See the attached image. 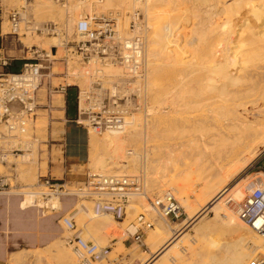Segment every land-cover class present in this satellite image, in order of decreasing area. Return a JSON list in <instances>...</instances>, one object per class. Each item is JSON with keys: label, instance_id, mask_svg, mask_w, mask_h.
Segmentation results:
<instances>
[{"label": "rangeland", "instance_id": "1", "mask_svg": "<svg viewBox=\"0 0 264 264\" xmlns=\"http://www.w3.org/2000/svg\"><path fill=\"white\" fill-rule=\"evenodd\" d=\"M86 1L87 3L81 5V0H67L66 8L54 0H0V59L37 61L31 58V55L35 56L33 51L40 53V50L50 47L52 52V57L44 62L46 67L41 70L36 91L39 103L43 105H39L28 128L27 138L31 139V148L23 154L27 155V159H22L23 155L8 154L5 163H0V174L8 176L6 178L10 185L9 188L0 190V239L8 233L16 237L20 231L33 234L40 219L58 214L54 219L58 227L54 239L41 248L28 250L23 243L18 245L11 241L10 250L20 251L10 257L8 264H76L70 248L62 240L67 231L60 218L69 215L79 229L80 236L98 246H108L110 251L107 258L117 260L118 264H165L166 259L171 263L175 254L183 257L177 264H210L211 260L219 263L225 257H230L229 246L238 241L245 243L247 251H253L252 243L246 239L245 234L259 242H264V238L232 217L238 223L235 226L239 230H228L223 223L225 219L222 218L223 214L229 216L224 200L220 204L224 211L215 218L204 207L208 201L205 187L214 179L223 177L228 170L232 173L225 179L226 185L216 198L219 197L221 201V193L225 189H233L237 183V190L242 188L244 192L246 185L254 177H258V171L264 168V156L258 158L256 155L245 167L233 171L231 166L235 160H243L242 150H239L236 159L231 158L229 140H234L237 132L230 128L232 125L227 121L229 115L217 123L213 119L212 111L225 104L231 95L224 99L219 98V101L211 93H203L199 89L201 85L210 84L208 78L211 74L206 66L210 56L207 55L210 51L216 53L215 50L223 47L215 46L219 39L230 43L233 41V44L226 46L232 49L229 54L235 51L247 54L243 55L247 59L238 57L247 68L264 66V53L257 49L264 46V41L254 46L246 45L249 44L247 38L250 37L247 30L249 37L248 34L245 37L241 35V38L246 39L243 42L239 39L240 44L246 46L237 49L239 46L234 42L238 39L237 27L233 29L234 26H224L227 20L238 18L234 6L241 3V13L248 15L253 10L249 8L250 5L254 1L264 4L263 0H240L233 7L230 6L232 0H110L108 3L104 0L100 5H91L93 1ZM250 1L253 3H249ZM34 4H40L41 11L34 10ZM10 9H18L22 13L23 20L17 33L9 32L6 15ZM106 10L120 12L121 18L117 22L122 32L128 28L127 14L139 11L143 23L145 56L142 76L135 82L131 81V91L128 90L127 93L132 94L126 101L131 110L127 119L132 118V126L126 128L125 134H117L121 140V150L117 153L108 150L104 145V138L114 135L96 133L90 127L75 124L65 117L64 90L59 89L61 86H73L77 92L78 87H86L88 79L90 84L95 78L101 79L97 81L104 88L112 83V79L99 78L100 75L88 76L91 73V70L87 71L89 67H99L90 63H79L77 52L71 49L74 41L78 39L73 25L81 14H98ZM50 12L55 13L49 14ZM28 21L52 22L57 24V31L51 34L28 33L25 30ZM263 22L264 18L260 19L258 26ZM260 31L261 29L255 30L257 40L260 39L259 35L262 36L258 34ZM214 38L216 43L213 42ZM54 40L56 45L52 46ZM193 40L194 43L191 42ZM3 68L0 66V71L3 72ZM84 72L88 74V78L85 74L83 76ZM113 72L111 69L106 74H120L119 71L117 74H112ZM101 76L106 77L103 74ZM133 104L137 105V109ZM229 111L231 114V110ZM237 112L241 113L240 109ZM224 151L226 156L220 159L219 155ZM97 154L108 158L105 169H100L96 164ZM94 172L135 175L138 177L140 191L149 198L170 191L179 202L182 214L177 219L161 218L153 212L145 211L144 209H148L145 199L135 195L129 198L122 220H113L105 213H98L93 217L90 198L80 195L47 196V189L38 185L39 176L46 175L64 183L65 188L72 189L85 179L87 173ZM176 185L178 188L180 185V190ZM173 188L180 192H175L177 190ZM22 192H43L44 196L38 194V198L49 207H37V203H34L35 206L19 209ZM49 201L56 202L57 207L51 209ZM192 209L195 217L189 220ZM138 213L149 217L152 227L145 230L141 243H134L127 233L133 231ZM9 216L21 220L22 223L7 224ZM168 228L174 229V237L161 243V233ZM186 242L190 246L189 250H185Z\"/></svg>", "mask_w": 264, "mask_h": 264}, {"label": "built area", "instance_id": "2", "mask_svg": "<svg viewBox=\"0 0 264 264\" xmlns=\"http://www.w3.org/2000/svg\"><path fill=\"white\" fill-rule=\"evenodd\" d=\"M65 5L67 0H54ZM94 3V2H92ZM128 17V30L124 35H117L116 21L119 12L106 10L97 15L83 14L74 23V32L77 40L74 41V52H77L78 62L88 64L97 60L100 64L112 63L124 67L125 76L119 83H112L107 88L101 87L97 78L88 86L76 92L75 124L88 126L94 132L100 133L109 130L122 132L126 126L124 118L129 110L125 103L129 95L125 92L130 88L131 81L141 79L140 52L142 39L137 29L139 13ZM22 13L18 9H10L6 19L9 23V32L17 33L22 23ZM119 17V16H118ZM25 30L28 33L51 34L57 31V24L26 22ZM1 34V33H0ZM81 34V36H80ZM25 60L17 72L0 71V163H5L8 154L23 155L31 148V139H28V128L36 116L39 108V99L36 91L39 85L41 70L44 69L52 57L50 47ZM7 59H0V66L4 67ZM139 75V76H138ZM101 82V81H100ZM121 84H123L121 86ZM59 89L64 90L63 86ZM131 91V88L129 89ZM79 101L81 105L79 106ZM264 156V148L257 157ZM10 174L12 172H9ZM259 177L250 181L244 189L243 199L236 203L237 218L251 231L264 237V168L258 171ZM8 176L0 174V190L9 188ZM38 185L47 189L45 195H80L90 198L94 214L106 213L114 220L125 217V208L131 194L140 190L138 177L135 175H102L87 173L85 179L74 186L65 188L64 183L50 176H39ZM44 196V193H39ZM148 207L157 216L177 219L182 211L176 199L169 193L145 198ZM52 209V208H51ZM67 234L62 237L64 244L74 254L76 264H118L115 259H108V246H98L90 240L80 236L79 229L71 216L61 217ZM152 227L149 217L138 213L133 224V231L127 233L134 243H141L145 230ZM252 257L247 264H264V257Z\"/></svg>", "mask_w": 264, "mask_h": 264}, {"label": "bare ground", "instance_id": "3", "mask_svg": "<svg viewBox=\"0 0 264 264\" xmlns=\"http://www.w3.org/2000/svg\"><path fill=\"white\" fill-rule=\"evenodd\" d=\"M94 2V3H91V2ZM104 0H91V5L94 4V5H100L103 3ZM110 0H107L106 3H108ZM114 1V0H113ZM131 1V0H130ZM238 1L240 2V0H232V2L230 3L231 7H233L236 3H238ZM8 2V1H7ZM35 2V1H34ZM43 2V1H42ZM48 1H46L47 3ZM77 2V1H76ZM85 2L87 3L86 0L80 2L81 5H84ZM126 2V1H125ZM264 2V0H263ZM67 3V2H66ZM120 3V2H119ZM131 3V2H130ZM249 3H253L252 1H250ZM17 4V3H16ZM60 4V3H58ZM75 4V3H74ZM105 4V3H104ZM241 4V3H240ZM236 5L234 6L233 8H236L235 12H237L239 16H237L238 18L236 19H233L232 21H226L225 22V27H228V28H231L232 26H234L233 29H236L238 30V34L236 35V38H238L235 42V45L236 46H239L237 49H241V48H244L246 45L248 46H254L255 44H258L259 42H262L264 41V22L258 26V23L260 22V19L264 18V4H262L260 1H254V3L252 5H250L249 8H252V12L248 15H246L245 13H241V9L242 6L241 5ZM248 4V2H247ZM246 4V5H247ZM18 5H21V4H18ZM40 4H34V10H38V11H41L40 8L41 6H39ZM61 6H64L61 4ZM66 6V4H65ZM132 6V5H131ZM229 6V5H228ZM229 6V7H230ZM47 8V6H45ZM68 6H66L67 8ZM71 7V6H70ZM136 7V6H135ZM230 7V8H231ZM246 7V6H245ZM30 8V7H29ZM84 8V7H83ZM245 9V8H244ZM48 10V9H47ZM139 13V19H138V22H137V31L138 33L140 34L141 36V39H142V49H141V52H140V60H141V72L143 71V66H144V37H143V23H142V16L140 14L139 11H137ZM234 12V11H233ZM243 12V11H242ZM55 13V12H53ZM53 13H49V14H53ZM59 14V13H58ZM236 14V13H235ZM22 15V14H21ZM83 14H81L82 16ZM88 15H95V13H92V14H88ZM97 15V14H96ZM132 15H135V12H132L130 14V17ZM45 16V15H44ZM119 16V17H118ZM117 16V21L121 18V15H120V12ZM127 17V16H126ZM44 18V17H43ZM128 19V17H127ZM244 20V21H242ZM65 21V20H64ZM116 21V30H117V35H124L127 33V31L125 32H122L118 26V22ZM67 22H69V20H67ZM242 22V23H241ZM42 23V22H41ZM232 23V24H230ZM241 23V24H239ZM257 29H261L260 33L258 34H262L259 35L258 37H260V39H255L256 38V34L255 33V30ZM128 30V28H127ZM199 30V29H198ZM249 30V34H250V37H249V34H248V31ZM247 32V33H246ZM248 34V37L246 36V38L248 39L247 42H249V44H240L239 39H242L241 42H243L244 40V37L245 35ZM241 35H244V37L241 38ZM81 36V34H80ZM217 39V38H216ZM213 41V40H211ZM215 38H214V41L215 42ZM194 43V40L191 41ZM190 42L189 45H191L192 43ZM233 42V41H232ZM231 42V43H232ZM199 43V42H198ZM216 43V42H215ZM230 42H228L227 40H221L220 39L217 41V43L215 44V46L219 45V47L223 46L222 48L220 49H217L215 50L216 53H213L212 51H210L211 53L208 54L207 56H210V59L207 60V63H206V66L209 68L207 71L209 74H211V76H209L208 78V81L205 79V81H207L208 83L210 84H204L201 85V88L199 90L203 91V93H211L212 95L215 96V98L217 97V99L219 100L220 99H224L228 96L231 95V98L228 100V101H225V104L223 105H219V107L216 109L214 108L212 111H213V119L219 123L221 121V119H225V117H227L229 115V118L227 119V121L229 123H231L232 127H230L232 130H235V132H237V136L235 137L234 140H229L231 141V148H230V153H231V158H234L236 159L237 156H239V150H242V155H243V160L242 161H237L235 160L234 164L231 166L233 167V171L235 170H238L239 168H243L245 167V164L246 163H249L253 158L254 156L257 155L258 152H260V150L262 148H264V93L263 90H264V66L262 67H257V66H253L251 69L247 68L246 67V64L240 60H242L243 58H245L243 55L245 54H240L239 52L235 51L233 53H230L229 52H232V49H228L226 48V46H228L229 44H231ZM233 44V43H232ZM56 45V41H52V46H55ZM51 46V45H50ZM218 47V48H219ZM258 51L264 53V46L262 47H259L257 48ZM231 50V51H230ZM52 53V52H51ZM218 53V54H217ZM257 54H259L258 52H256ZM56 54V53H55ZM254 54V53H253ZM250 55V56H253ZM150 54H148L149 56ZM152 55V54H151ZM247 55V54H246ZM147 56V57H148ZM242 57V59L238 60V57ZM261 56V55H260ZM156 57V55H155ZM247 57V56H246ZM255 57H253V60H254ZM261 58V57H260ZM207 59V58H205ZM247 59V58H245ZM259 59V58H258ZM264 59V58H263ZM244 60V59H243ZM256 61V60H255ZM246 62V61H245ZM90 65H96L99 67V69H96L95 67H89L87 71L91 70V73L89 72V75L86 74L85 72L83 73V76L85 74L88 75V76H92L94 77L95 75H100L98 76L99 78H110L112 79V83H121L119 80L121 78H124L125 76V70H124V67L118 65V64H112V63H104V64H100L97 60H92L89 62ZM199 64V63H198ZM89 65V66H90ZM113 66V67H111ZM197 66V65H196ZM204 66V65H203ZM202 67V66H200ZM101 68V69H100ZM235 68V69H234ZM111 69L112 71L116 70V72L112 73V74H117L118 71H119V75H107L106 73H109V71L111 72ZM104 70H108V72H104ZM202 70V69H201ZM206 70V68H205ZM88 73V72H87ZM94 73V74H93ZM106 75V77L104 76H101V75ZM88 76H86L88 78ZM139 76V75H138ZM86 77H84L85 79H87ZM183 77V76H182ZM206 77V76H205ZM184 78V77H183ZM178 79V78H177ZM91 80V79H90ZM97 80H101V79H97ZM138 80V79H137ZM136 80H134L135 82ZM88 84H89V79H88ZM112 83H109L108 85L110 86ZM201 83V82H199ZM87 84V85H88ZM172 84V83H171ZM175 84V82H174ZM189 84V83H188ZM86 85V86H87ZM123 84H121L122 86ZM198 86L200 87V85L198 84ZM130 87V86H129ZM198 87V88H199ZM197 88V89H198ZM130 89V88H129ZM128 88L125 89V92H127V90H129ZM258 89V91H256ZM171 91V90H170ZM186 91V90H185ZM246 91H249L248 93ZM184 92V91H183ZM246 92V93H245ZM169 95V94H168ZM190 95V94H189ZM233 96V97H232ZM165 98V97H164ZM215 101V100H214ZM221 101V100H219ZM212 102V101H211ZM62 103H63V100H62ZM127 103V102H125ZM210 103V102H209ZM207 103V104H209ZM214 103V102H212ZM193 104V103H192ZM216 104V103H214ZM81 105V101H79V106ZM194 105V104H193ZM132 106H135L134 108L137 109V105H132ZM190 106V105H189ZM57 108L60 109V107L56 106ZM185 107V106H184ZM62 108V107H61ZM189 108V107H188ZM198 108V107H197ZM240 109L241 113H238L237 110ZM250 109V111H249ZM165 110V109H164ZM231 110V114L230 111ZM130 107H129V110H128V114L130 113ZM191 111V110H190ZM164 113V112H163ZM203 113V112H202ZM226 113H228L226 115ZM127 114V115H128ZM191 116V115H190ZM159 118V117H158ZM124 120L126 121V126L124 127V130L122 132H113V131H109L106 129V131H103V133H107L105 135H110V136H113L114 137H111V138H104L106 139L105 140V147L108 149V150H112L114 153H117L118 151L121 150V140L119 139L120 136L117 135V134H125L127 131H126V128L130 126H132V118L131 119H127V116L124 118ZM219 121V122H218ZM159 122V121H157ZM170 131V130H169ZM173 131V130H172ZM189 130H187L188 132ZM191 131V129H190ZM193 131V130H192ZM174 132V131H173ZM97 133V132H96ZM101 133V132H100ZM144 133V132H143ZM168 133V131H167ZM119 136V138L117 137ZM222 138V137H221ZM228 141V139H227ZM107 151V150H106ZM112 151H111V155H112ZM220 154V153H219ZM226 156V153L225 151L222 152L220 155H219V158L222 159L223 157ZM21 158H25V160L27 159V155H23L21 156ZM230 158V159H231ZM114 160V159H113ZM96 161V164L99 166L100 169H105L107 166H108V158H106L104 155H100V154H97V158L95 159ZM115 161V160H114ZM113 161V162H114ZM117 161V160H116ZM115 163V162H114ZM223 163V162H222ZM220 164V163H219ZM223 165V164H222ZM226 165V164H225ZM175 166V165H174ZM176 167V166H175ZM176 169V168H175ZM175 169H174V172H175ZM231 170V168H230ZM96 173V172H94ZM232 172H229L227 170V172L223 175V177H218L217 179H214L213 181H211L206 187H205V194L208 196V201L203 205L204 207L208 208L210 210V212L216 217H218L219 213H221L223 210V208L221 209L222 206H220L221 202L223 203V200H224V205L226 206L227 210H228V213H229V216H227L226 214H221L225 219V221L223 222L224 223V226H226V228L228 230H239L237 229V227L235 226V224H238L236 222L233 221L232 218H235L237 220H239L236 216V212H235V206H236V203L240 202L245 193L242 192V188H238L239 190H237V186L239 185L238 183L233 187V189H229L228 190H224L222 193H221V196H220V200L219 201V197L216 198L217 194L225 187V179H227L230 175H231ZM97 174H102V173H98ZM197 174V173H196ZM102 175H106V174H102ZM184 175V174H182ZM258 176V174H256ZM259 177V176H258ZM254 178H257V177H254ZM184 179V178H183ZM184 181V180H183ZM227 181V180H226ZM186 184V183H185ZM177 186V185H176ZM247 186V185H246ZM173 187H175L173 185ZM239 187V186H238ZM243 187V186H242ZM178 188V186H177ZM179 188L180 185H179ZM178 188V189H179ZM183 188V187H182ZM236 188V189H235ZM174 190L176 188H173ZM235 189V191H234ZM177 190V189H176ZM180 190V189H179ZM169 192L172 196L173 194L170 192V191H167ZM175 192H180V191H175ZM183 192V191H182ZM181 192V193H182ZM41 193V192H38V193H33V192H22L23 194V197H22V200H24L23 202V206H30V205H33L34 203H37V205L39 207H49L48 205H46V202H41L40 198H38V194ZM135 195H140V196H143V198L145 199L147 196H145L140 190L138 193H134V194H131L129 196L130 197H133ZM174 197V196H173ZM197 197V196H196ZM55 198V201L58 202L57 198ZM129 198H128V201H129ZM148 198V197H147ZM216 198V199H215ZM36 199V200H35ZM51 199V198H50ZM49 200V199H48ZM54 200V199H52ZM198 199H196L197 201ZM127 201V203H128ZM177 201V200H176ZM229 201H232L230 204L227 205V203ZM50 202V201H49ZM56 202H50L51 204L50 205V208H54L56 205L55 203ZM92 202V201H91ZM145 203L146 200H145ZM48 204V203H47ZM179 204V202H178ZM127 206V205H126ZM148 206V204H147ZM180 206V204H179ZM57 207V206H56ZM126 210V208H125ZM145 211H149V212H153L149 209H144ZM191 211V210H190ZM126 212V211H125ZM93 213V212H92ZM191 214L188 216V219L191 220L195 217V213L192 209V211L190 212ZM225 213V212H223ZM106 214V213H105ZM154 214V212H153ZM187 214V213H186ZM109 215V214H108ZM152 215V213H151ZM218 215V216H217ZM71 216V215H69ZM100 216V215H99ZM72 217V216H71ZM93 217H96V214L93 213ZM111 217V216H110ZM232 217V218H231ZM163 218V217H161ZM221 218V217H220ZM114 220V219H113ZM164 220V219H163ZM223 221V220H222ZM240 221V220H239ZM242 223V221H240ZM243 224V223H242ZM244 225V224H243ZM168 226V225H167ZM161 229V228H160ZM174 229H170L168 228L167 231L165 232H162L161 233V239H160V242L161 243H164L165 240H171L173 239L174 237V232H173ZM241 231V230H240ZM243 231V229H242ZM241 231V232H242ZM236 232V231H235ZM240 232V233H241ZM246 235V239L247 240H250L251 243H252V248H253V251H247V249H245V243L241 244L239 241L238 242H235V244L229 246V248L231 249V255L230 257H225L224 259H222L219 263H216L214 261L211 260L210 264H247L248 261L256 256V254H259L258 257H264V242H259L258 240L256 239H253L251 238V236H249V234H245ZM259 235V234H258ZM261 236V235H260ZM262 239L264 238L263 236H261ZM194 242V241H193ZM187 243V242H186ZM190 243V242H189ZM196 243V242H195ZM194 243V244H195ZM157 244V243H156ZM185 250L186 249H190V246L189 244L187 243L185 245ZM194 248V247H193ZM69 249V248H68ZM70 250V249H69ZM72 252V251H71ZM186 252V251H185ZM73 254V253H72ZM74 255V254H73ZM188 255V254H187ZM66 257L68 258L69 256L66 255ZM65 257V259H67ZM163 257V256H162ZM165 257V255H164ZM187 257V256H186ZM59 258V256H58ZM61 258V257H60ZM182 258L181 255H178V254H175L174 256V259L173 261H171V263L167 261L166 259V263L165 264H174V263H180V261H182ZM60 260V259H59ZM61 261H62V258H61ZM191 263V262H190ZM156 264V263H155Z\"/></svg>", "mask_w": 264, "mask_h": 264}, {"label": "crops", "instance_id": "4", "mask_svg": "<svg viewBox=\"0 0 264 264\" xmlns=\"http://www.w3.org/2000/svg\"><path fill=\"white\" fill-rule=\"evenodd\" d=\"M24 200L21 201V207L19 209H25L27 207L35 206V205H30V206H23ZM20 204V202H19ZM39 207L38 205H36ZM13 208H16L15 205H13ZM58 214H53L50 216H46L38 222V224L35 227V233H26V232H18L16 237H12V234L8 233L4 237L0 239V264H8V261L10 257L16 253H18L20 250H10L9 246H11L12 242L16 244H24L27 246L25 248L26 250L28 249H33L36 247H43L46 245L48 242L52 241L54 239L55 234L58 231L57 225L54 223V219L57 218ZM8 223L10 224L13 222L21 224L22 221L15 218L13 216L8 217ZM12 241V242H11Z\"/></svg>", "mask_w": 264, "mask_h": 264}, {"label": "trees", "instance_id": "5", "mask_svg": "<svg viewBox=\"0 0 264 264\" xmlns=\"http://www.w3.org/2000/svg\"><path fill=\"white\" fill-rule=\"evenodd\" d=\"M23 62L24 59H10L3 69L5 72H17ZM64 115L70 120L76 117V92L73 86L64 88Z\"/></svg>", "mask_w": 264, "mask_h": 264}, {"label": "water", "instance_id": "6", "mask_svg": "<svg viewBox=\"0 0 264 264\" xmlns=\"http://www.w3.org/2000/svg\"><path fill=\"white\" fill-rule=\"evenodd\" d=\"M53 50V49H52Z\"/></svg>", "mask_w": 264, "mask_h": 264}]
</instances>
